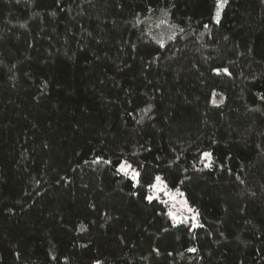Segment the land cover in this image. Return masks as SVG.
I'll list each match as a JSON object with an SVG mask.
<instances>
[{
	"label": "trees",
	"instance_id": "trees-1",
	"mask_svg": "<svg viewBox=\"0 0 264 264\" xmlns=\"http://www.w3.org/2000/svg\"><path fill=\"white\" fill-rule=\"evenodd\" d=\"M217 5L0 0V264H264V0Z\"/></svg>",
	"mask_w": 264,
	"mask_h": 264
},
{
	"label": "rangeland",
	"instance_id": "rangeland-1",
	"mask_svg": "<svg viewBox=\"0 0 264 264\" xmlns=\"http://www.w3.org/2000/svg\"><path fill=\"white\" fill-rule=\"evenodd\" d=\"M218 3L221 5L219 8V15L217 14V7L213 16V19L216 22L222 17L225 0H218ZM120 170L121 172L127 174L135 182L137 181V175H135V172L131 171L128 163L124 162L121 165ZM160 196H165L167 201L171 204V215L174 219L177 221L188 220L192 222L194 226L199 225L197 212L187 204L179 189H169L161 180L159 182L156 181L153 185L150 198L154 199L159 198Z\"/></svg>",
	"mask_w": 264,
	"mask_h": 264
},
{
	"label": "snow or ice",
	"instance_id": "snow-or-ice-1",
	"mask_svg": "<svg viewBox=\"0 0 264 264\" xmlns=\"http://www.w3.org/2000/svg\"><path fill=\"white\" fill-rule=\"evenodd\" d=\"M220 6L221 5L218 3V6H217L218 7V13H217L218 15H219V8H220ZM135 175H138V174H135ZM156 180H157V182H159L160 181V177H157ZM149 199H151V198H149Z\"/></svg>",
	"mask_w": 264,
	"mask_h": 264
}]
</instances>
